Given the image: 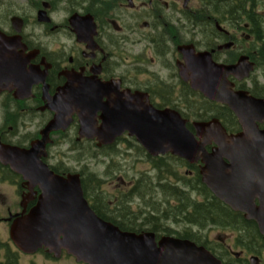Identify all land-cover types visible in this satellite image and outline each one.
<instances>
[{
	"label": "flooded vegetation",
	"instance_id": "1",
	"mask_svg": "<svg viewBox=\"0 0 264 264\" xmlns=\"http://www.w3.org/2000/svg\"><path fill=\"white\" fill-rule=\"evenodd\" d=\"M22 2L0 0V34L14 36L16 27L21 30L20 38L0 37V144L28 149L45 137L44 156L40 159L57 173L54 135H69L75 139L79 136L75 115L65 128L43 133L46 125L54 120L55 95L65 85H69L71 91L85 88L93 92L102 84L105 91L100 102L104 106L133 102L138 107L171 109L178 111L188 125L217 119L229 136H236L243 132V124L234 110L191 86L187 61L201 52L209 53L214 63L239 65L237 74L230 73L225 78L227 89L243 106L259 101V106L248 105L246 115L252 117L246 119L253 132L264 136V0ZM237 10L238 18H235ZM59 13L61 17L55 18ZM13 15L20 16V24L12 21ZM74 16L85 18L76 22L72 20ZM75 27L83 30L80 36L75 33ZM187 46H192L194 52ZM249 63L253 69L247 74L243 69ZM11 68L13 74H10ZM100 114H96L97 125L101 122ZM128 139L134 138L125 133L115 143ZM95 145L98 147L96 142ZM213 146L216 145L208 146V150ZM226 162L229 164L231 160ZM256 165L258 169L264 167L261 161ZM247 171H251L252 180L248 187L249 202L254 208L264 209V169L258 173L256 169ZM15 174L9 166L0 165V185H8L19 199L18 208L12 212L10 207L6 208L7 217L27 213L41 194L38 184L24 181ZM118 178L116 188L120 191L114 193L113 203L103 198L99 199L104 203L101 205L90 200L82 184L84 195L98 215V208L113 212L119 210L118 205L123 202L132 206L139 198L137 195L141 193L134 189L142 186L141 182ZM255 185L258 190L254 189ZM98 194L102 195L101 191ZM133 194L137 198L131 197ZM198 195L201 199L202 195ZM234 213L244 224L216 230L215 237L209 229H197L195 233L201 239L198 245L221 264H264V227L248 212ZM7 217L0 216V224L7 228V236H0V264H54L63 258L74 260L65 250H61L59 257L48 249L31 255L19 251L8 238ZM103 219L131 231L110 217ZM33 256L41 261L31 259Z\"/></svg>",
	"mask_w": 264,
	"mask_h": 264
},
{
	"label": "water",
	"instance_id": "2",
	"mask_svg": "<svg viewBox=\"0 0 264 264\" xmlns=\"http://www.w3.org/2000/svg\"><path fill=\"white\" fill-rule=\"evenodd\" d=\"M72 18L78 22L85 17ZM75 33L80 36L83 30L75 27ZM188 64L192 86L199 88L206 97L233 109L243 124L242 133L228 136L216 119L193 123L192 132L176 111L138 107L133 102L107 107L100 102L105 90L71 91L69 85L60 89L53 108L56 115L43 133L65 128L71 114L77 113L80 136H95L101 143L110 144L127 131L152 156L170 153L192 164L200 161L202 183L233 210L248 211L259 226L264 227V209L254 208L247 197L252 183L250 170L256 169L258 173L264 169L256 168L257 161L264 166V136L253 132L246 119L252 117L246 115L247 108L250 109L248 105L259 106V102L243 106L227 89L225 78L230 73L237 74L239 67L214 65L207 59L198 60L192 56ZM251 67L252 64H248L243 71L247 73ZM13 73L11 68L10 74ZM98 111H101L102 122L96 126ZM44 142L45 137H42L27 150L0 146V161L27 181L38 184L42 191L37 206L11 226L12 238L19 247L27 251L42 245L50 249L64 248L77 261L87 264H221L206 249L187 239L163 236L156 242L153 233L120 231L100 219L84 200L78 175L53 174L40 161L44 156ZM211 142L217 147L209 152L206 145Z\"/></svg>",
	"mask_w": 264,
	"mask_h": 264
},
{
	"label": "trees",
	"instance_id": "3",
	"mask_svg": "<svg viewBox=\"0 0 264 264\" xmlns=\"http://www.w3.org/2000/svg\"><path fill=\"white\" fill-rule=\"evenodd\" d=\"M237 14L238 10L235 11V18H238ZM250 17L255 21L252 14H250ZM257 35L261 36L259 33ZM147 158H149L152 167L157 171L156 182L152 184L144 177L145 181L142 186H137L134 189L141 193L140 198L146 203L145 208L133 211L132 206L125 205L123 202L118 205L119 210L113 212H103V210L101 211L98 208L97 212L102 218L110 217L116 220L118 225L125 226L134 232H139L146 228L156 233L157 236L160 233L166 235L176 234V236L188 238L194 242H200V238L197 233L192 232V226L200 230L206 228L207 225L227 227L244 224V220L236 217L237 215L233 214L230 209L211 196L200 182L196 166L187 165L193 170L194 176L190 179H184L179 173L172 171L170 163L166 161L175 159L177 162L184 164L182 160L172 156L159 158L148 156ZM81 179L86 193L90 194L98 204H104L103 201L99 200L101 198L98 194L97 183L99 179L92 174H81ZM192 192L203 195L205 197L204 201L198 202L192 199ZM146 197H148V201L145 200ZM172 201L173 204L171 203ZM150 204H152L151 207ZM169 223L175 224L176 228L180 227L183 231H173L169 227ZM123 230L128 231L126 229Z\"/></svg>",
	"mask_w": 264,
	"mask_h": 264
},
{
	"label": "rangeland",
	"instance_id": "4",
	"mask_svg": "<svg viewBox=\"0 0 264 264\" xmlns=\"http://www.w3.org/2000/svg\"><path fill=\"white\" fill-rule=\"evenodd\" d=\"M12 3H23V0H10ZM189 5V4H188ZM260 7L263 5L260 4ZM193 7V6H192ZM191 7V8H192ZM23 12V11H22ZM62 13H59L55 18L59 19L61 17ZM197 32V31H195ZM189 35V33H188ZM58 137H54V165L60 164L63 168H69L72 171H77L80 169V164L74 161V158L79 156L83 157L84 159L81 161V164H84L86 166L87 173L96 175L102 180L101 185V192L106 197L108 201H111L113 203L114 193H118L120 190H118L117 184L118 177H122V179L125 182L129 181H138L139 183H143L145 181L144 177H146L148 182H155V173H153V170L150 166V163L147 161L146 157L143 155L141 151H138L136 147H133L132 150H124L123 146H120L124 152H122L123 157H108V156H100V157H87L83 154L86 151L83 150L81 152L82 155H78L77 152L70 150V144L58 142V144L55 143L57 141ZM60 141V140H58ZM95 150L92 148L88 151V153H92ZM170 163V168L172 171H175L177 173H180L184 178L188 177L190 179V174H187L188 169L184 168L183 164L177 162L175 159H168L166 160ZM109 171H116L115 174L111 177L105 176V172ZM152 177V179H151ZM144 179V180H143ZM126 185V184H125ZM123 185L122 188L125 186ZM8 185H0V213L5 214V210L7 207H10L11 210L16 209V204H18L19 199L15 196L14 190H12L10 187H7ZM128 187V186H126ZM106 195H105V194ZM137 198V196L140 195H132L131 197ZM133 197V198H134ZM145 198V197H143ZM136 203L132 205V209L134 211H138L140 208H145L144 206L146 203L141 199L137 198ZM148 201V197L145 199ZM154 203V201H153ZM173 204V201L171 202ZM152 204H150L151 207ZM170 224V223H169ZM171 228L173 229H180V227L175 226V224H170ZM5 227L0 226V236H5ZM210 233L213 237L217 235L216 230H210ZM35 261H41V258L33 256L31 258ZM27 260V259H26ZM54 264H75L72 260L63 258L61 260H57L54 262Z\"/></svg>",
	"mask_w": 264,
	"mask_h": 264
}]
</instances>
